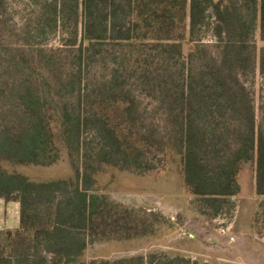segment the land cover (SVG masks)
<instances>
[{
    "label": "trees",
    "instance_id": "1",
    "mask_svg": "<svg viewBox=\"0 0 264 264\" xmlns=\"http://www.w3.org/2000/svg\"><path fill=\"white\" fill-rule=\"evenodd\" d=\"M211 12L217 55L196 39ZM5 14L0 0V65L9 47ZM81 17L82 35L69 43L78 47L73 79L55 68L52 80L50 59L29 58L22 47L14 57L19 70L0 77V97L17 112L15 124L0 129V198L21 205L20 226L0 230V264H195L155 254L85 261L88 241L159 236L171 223L98 193V176L176 164L203 211L216 217L232 207L240 168L249 163L264 198V131L241 78L252 68L257 28L264 41V0H55L40 31L78 25ZM186 43L193 44L187 55ZM25 65L40 85L20 78ZM63 148L70 178L34 181L8 168L56 164ZM259 206L264 219V199ZM42 248L52 255H40Z\"/></svg>",
    "mask_w": 264,
    "mask_h": 264
},
{
    "label": "rangeland",
    "instance_id": "2",
    "mask_svg": "<svg viewBox=\"0 0 264 264\" xmlns=\"http://www.w3.org/2000/svg\"><path fill=\"white\" fill-rule=\"evenodd\" d=\"M55 0H6V19L8 30L4 49L6 61L0 65V77H11L19 70L16 65V52L22 47L25 55L34 58L44 54L50 59V74L55 81V68L63 72L65 78L73 79L77 71L78 47L69 45L75 32L79 38L83 32V17L76 25L72 20L60 23L57 30L47 28L40 31L41 16L49 3ZM216 19L210 13L205 25L196 33V39L209 46L218 54L214 26ZM193 44L186 43L187 55ZM264 41L257 28L249 52L252 58L251 70L241 76L250 91L256 109L257 126L264 131V74L260 69ZM10 60V62H9ZM46 62V61H45ZM56 62V64H55ZM23 64H26L23 62ZM25 67L20 78H32L39 84L36 74L31 76ZM15 74V73H14ZM72 100L74 96H68ZM144 106L152 108L151 101L144 99ZM15 113L11 104L0 97V129L14 125ZM62 144V143H61ZM27 175L34 181H50L70 178L74 175L69 155L63 148L61 160L50 166H8ZM98 193L111 200L119 201L129 207L154 210L167 217V224L159 236L138 237L124 240L88 241L83 259L117 260L124 257L151 255L190 258L195 264H264V219L258 217L259 206L264 199L256 193L255 170L249 163L243 164L238 174L241 192L231 198L232 207L222 214L211 217L205 211L198 197L191 194L185 186L176 164L156 173L139 174L132 171L112 168L98 176ZM40 255L52 254L42 248Z\"/></svg>",
    "mask_w": 264,
    "mask_h": 264
},
{
    "label": "crops",
    "instance_id": "3",
    "mask_svg": "<svg viewBox=\"0 0 264 264\" xmlns=\"http://www.w3.org/2000/svg\"><path fill=\"white\" fill-rule=\"evenodd\" d=\"M20 209L19 201L0 198V230H14L20 226Z\"/></svg>",
    "mask_w": 264,
    "mask_h": 264
}]
</instances>
